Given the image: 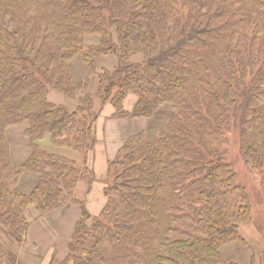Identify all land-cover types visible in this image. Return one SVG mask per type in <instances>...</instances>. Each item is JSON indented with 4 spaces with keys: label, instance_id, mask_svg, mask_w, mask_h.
Instances as JSON below:
<instances>
[{
    "label": "trees",
    "instance_id": "trees-1",
    "mask_svg": "<svg viewBox=\"0 0 264 264\" xmlns=\"http://www.w3.org/2000/svg\"><path fill=\"white\" fill-rule=\"evenodd\" d=\"M98 101L111 120H156L157 130L131 134L107 162L93 214L76 189L98 181L87 161ZM23 122L29 152L17 163L8 129ZM233 130L261 173L264 206V0H0V264H25L32 208L36 223L73 205L67 255L49 264H240L223 255L246 245L252 218L219 146ZM47 138L83 164L44 148ZM28 173L37 180L26 193ZM253 252L248 264H264Z\"/></svg>",
    "mask_w": 264,
    "mask_h": 264
},
{
    "label": "rangeland",
    "instance_id": "rangeland-1",
    "mask_svg": "<svg viewBox=\"0 0 264 264\" xmlns=\"http://www.w3.org/2000/svg\"><path fill=\"white\" fill-rule=\"evenodd\" d=\"M73 66H75L73 69L76 74L82 75L84 73L83 69L80 70L81 66H83L80 60L76 59L73 62ZM96 86V84L92 86V91L96 92ZM51 94H56L53 95L56 96L54 98V101L56 102L62 101V103L65 104L70 103L65 99V96L61 92L51 90ZM133 98L134 100H132ZM136 100L137 98L134 95H130L126 102V107L132 109ZM70 106L72 107V105ZM168 108L169 107L165 110L164 107L158 114V117L164 112L169 113ZM96 110L100 114L97 124L98 142L95 149L89 152L87 161L88 165L94 169L95 178H97L98 181L95 182L90 189L87 184L86 187L80 186L82 184V182H80L76 189L77 197L86 200V204L93 214H98L105 202L102 197L101 190L104 187L103 179L107 176V159H105L103 155L105 150L108 151L110 148V141L117 138L114 143H118V145L113 147L115 150H118L120 145L123 144L131 134L141 130H147L148 133L152 135L151 132H155L157 130V125H155L156 120L151 121L149 119H134L131 121V124H129L130 126L121 127V124L118 123L119 121L110 119V116L114 112L113 107L111 105L102 106L101 101L97 102ZM26 127L27 123L23 122V124L16 125L8 129L13 153L12 156L13 160L16 162H21L24 158H26L27 151L29 152V139L24 135ZM42 146L46 149H50V147H52V149H56L57 152L73 157L82 164L84 162V156L81 153L74 152L68 148H54L51 146L48 138L42 142ZM219 146L224 153L225 160L230 163L235 170L238 182L249 195L252 204L251 222L241 227V234L246 240V245L243 242H237L223 247V255L228 260L230 259L240 264H248L251 255L254 253L253 251L256 252L258 257V254L264 250V206L261 204L263 202V191L261 185L262 176L260 172L251 170L243 160L240 154L239 133L236 130L227 132ZM112 151L113 148H110L108 154L111 155ZM99 153L102 154V156H100ZM96 156L101 159L96 158ZM114 156H111L109 159L114 158ZM23 177L24 178L18 189L27 193L34 187L37 177L34 173H28ZM36 213L37 211L32 208L28 217L29 220L33 222L31 225L32 228L30 227V235L33 237L30 238V241H28L29 244L25 247V264H38V259H36V257H42V262H44V264H49L50 256L51 254L54 255V253L58 254L59 257L55 255L57 258L63 259L68 252V242H66V239H70L69 236L74 230L75 221L80 217V210L73 205L71 206V209L60 210L58 213L43 218L45 221H37L35 223L34 216ZM63 250H65V253Z\"/></svg>",
    "mask_w": 264,
    "mask_h": 264
},
{
    "label": "crops",
    "instance_id": "crops-1",
    "mask_svg": "<svg viewBox=\"0 0 264 264\" xmlns=\"http://www.w3.org/2000/svg\"><path fill=\"white\" fill-rule=\"evenodd\" d=\"M104 63H106L107 65H112L114 62L112 61V60H108V61H106V62H104ZM73 67H75V66H73ZM53 95H56V94H51L50 95V99H51V101H53V102H56V101H54V98L56 97V96H53ZM52 98H53V100H52ZM61 99V98H60ZM59 99V100H60ZM132 100H134V98L132 99ZM62 103V101H58V102H56V103ZM117 121H119L118 123L119 124H121L120 126L121 127H128V126H130L129 124H131V121L132 120H117ZM128 123V124H127ZM117 138H114L112 141H110V143H111V146H110V148H113V151H112V154L111 155H109L108 154V151H109V149H108V151L107 150H105V153H104V157H105V159H107V162L110 160L109 158L111 157V156H114L115 154H116V152H117V150H115V148L113 147V146H116V145H118V143H114V141L116 140ZM27 153H28V151H27ZM26 154V153H25ZM27 155V154H26ZM99 155L100 156H102V154H100L99 153ZM96 158H98V159H101L100 157H97L96 156ZM109 159V160H108ZM15 161V160H14ZM16 162V161H15ZM97 162V161H96ZM98 162H99V160H98ZM17 163H19L18 161H17ZM80 186H85L86 187V184L85 183H82ZM77 216H78V214H77ZM76 216V217H77ZM78 219V218H77ZM43 220L45 221V219H40L39 221H41V222H43ZM62 221V220H61ZM33 236H31L30 235V238H32ZM66 239V238H65ZM66 242H67V239H66ZM57 251V250H56ZM65 250H63V252H64ZM65 253V252H64ZM42 264H44V262L42 263ZM48 264V263H47Z\"/></svg>",
    "mask_w": 264,
    "mask_h": 264
}]
</instances>
